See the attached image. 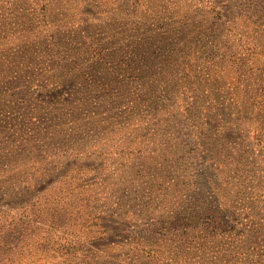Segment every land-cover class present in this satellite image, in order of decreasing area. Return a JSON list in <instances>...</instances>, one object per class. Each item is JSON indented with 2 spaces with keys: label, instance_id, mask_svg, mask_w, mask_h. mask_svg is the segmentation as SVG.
I'll return each mask as SVG.
<instances>
[{
  "label": "rangeland",
  "instance_id": "obj_1",
  "mask_svg": "<svg viewBox=\"0 0 264 264\" xmlns=\"http://www.w3.org/2000/svg\"><path fill=\"white\" fill-rule=\"evenodd\" d=\"M0 65V264H264V0H0Z\"/></svg>",
  "mask_w": 264,
  "mask_h": 264
},
{
  "label": "trees",
  "instance_id": "obj_2",
  "mask_svg": "<svg viewBox=\"0 0 264 264\" xmlns=\"http://www.w3.org/2000/svg\"><path fill=\"white\" fill-rule=\"evenodd\" d=\"M177 48V47H176ZM186 47H180V48H178V49H176L175 50V52H177V53H179L180 54V56L179 57H182V58H184L186 55H187V50L185 49ZM248 49H249V52H254L255 51V48L254 47H247ZM94 49H96V50H94ZM101 49L102 48H95V46H94V48H93V52H92V54H91V58H89L90 59V64H94V62H98L100 59H103V57H104V54H102L101 53ZM170 50H172V49H169V51ZM261 50H263V49H261ZM174 51L172 50V53H173ZM128 60H130V59H128ZM60 63H62L61 62V60H58ZM107 62H109L108 60H106ZM72 64H73V62H71ZM8 64V63H7ZM96 64V63H95ZM10 65V64H9ZM61 65V64H60ZM2 69H4V66L3 65H0V72L2 71ZM27 68H25V69H23V70H26ZM8 70V69H7ZM142 70H146L145 68H142ZM11 72H12V70H11ZM19 72L21 73V70H19ZM19 72H17L15 75H14V77L19 73ZM24 72V71H23ZM194 72L196 73L197 72V69L196 68H194ZM66 74V72L64 73V75ZM13 77V78H14ZM20 77V76H19ZM19 77H17V78H19ZM65 77L66 76H64V77H62L61 79H60V81L62 82V83H64V82H66V81H68V80H64L65 79ZM135 77H137L134 81H135V86L137 87L136 88V90H138V89H146V90H153V92H152V94H154L155 93V90L154 89H152V88H150V82H149V80L147 79V78H150V77H144V76H135ZM193 78V77H192ZM196 78H194L193 80H190L189 78L188 79H185V78H183V79H180V78H173V77H170V78H166V81H162L161 82V85H160V87L161 86H164L165 85V83H167V85H165L164 86V88H168V86L170 85L171 87H172V89H173V92L172 91H170L169 90V88H168V90H169V92L171 93L170 95L172 96V100H168V102L170 103V105H173V103H174V99H177V98H179L181 101H183V102H185L186 104L188 103V100H189V102L190 101H192L193 100V98H192V96H195V95H193L192 93L194 92V86H195V84H196ZM32 81H29V84L31 83ZM29 86V85H28ZM179 89H181V91H179ZM0 90H1V88H0ZM145 95L146 94H150L149 92L148 93H145V92H143ZM155 95V94H154ZM154 95H149V96H146V97H142V99L144 100V102H146V101H148V102H152V100L154 99ZM178 95H182V97H177ZM196 97V96H195ZM97 98V96H95L94 97V99H96ZM155 98L156 99H160V97H158V96H155ZM140 99V98H139ZM146 99V100H145ZM142 100V101H143ZM191 104L193 103V102H190ZM176 106V105H175ZM189 107H186V108H188V110H192L193 109V105L192 106H190V104L188 105ZM194 106H196V105H194ZM187 113V112H186ZM226 114V113H225ZM224 114V115H225ZM230 115H237V117H232V118H229L228 116H227V118H226V120H223V123L220 125V123H216V124H212L210 127H211V129H213V130H216L217 132H218V138L217 137H215L214 139H212V138H210L211 140H212V144H213V149H212V156H211V159L217 164V165H219L220 167H222V166H230L231 167V169H227V175L226 176H224V177H221V178H219V175L222 173V171L221 170H218L217 169V171H216V178H217V180L219 181L218 183H215L216 185H215V189H214V191H215V194H216V196H217V199L218 198H220L221 200H222V195H221V193H224V191H228V192H230V191H233V189L234 188H236L237 186L236 185H234V182H233V174H234V172L237 170V167L234 165V162L236 163V164H238V162L239 161H237L234 157H233V155L234 154H229L230 153V151H229V149H227L226 148V146L224 145H222V143L220 142V140L221 139H224V137L222 136V134H224L223 133V131H221L220 130V128H224V129H226V127L224 126V125H226V124H235L237 121H241V120H243V116H242V114H241V111H235V112H231L230 113ZM204 117H207V113H206V115L204 116ZM208 124V123H207ZM236 125V124H235ZM239 126V125H238ZM219 127V128H218ZM36 131H34V133H35ZM209 133H210V131H209ZM200 145L201 146H203L204 147V142H200ZM206 149V148H205ZM237 158H242V156H241V154H239V155H237ZM233 162V163H232ZM214 169H216V166H214L213 167ZM232 172V173H231ZM76 187H78V186H76ZM238 189H241L240 187L238 188ZM227 192V193H228ZM235 194H238V191H235ZM227 194H225V196H226ZM223 201H226V199H223ZM46 213H47V216L49 217V218H52V208L51 209H47L46 210ZM78 213V210L76 211V214ZM262 216H264V212H262ZM179 217V216H178ZM183 218H177L176 220H175V223H177V224H182V226L183 227H185V226H188L189 225V223H190V221H185V222H181V220H182ZM262 219V221H264V218H261ZM215 224V226H217L218 224H220V223H218V222H214ZM261 224H263L264 225V222L263 223H261ZM264 227V226H263ZM180 228H182L181 226H180ZM63 247V246H62ZM61 249H66V248H61Z\"/></svg>",
  "mask_w": 264,
  "mask_h": 264
}]
</instances>
